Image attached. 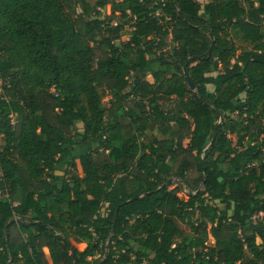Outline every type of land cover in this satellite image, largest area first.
I'll return each instance as SVG.
<instances>
[{
    "label": "trees",
    "instance_id": "16d2710c",
    "mask_svg": "<svg viewBox=\"0 0 264 264\" xmlns=\"http://www.w3.org/2000/svg\"><path fill=\"white\" fill-rule=\"evenodd\" d=\"M0 80V264H264V0H0Z\"/></svg>",
    "mask_w": 264,
    "mask_h": 264
},
{
    "label": "rangeland",
    "instance_id": "374dc122",
    "mask_svg": "<svg viewBox=\"0 0 264 264\" xmlns=\"http://www.w3.org/2000/svg\"><path fill=\"white\" fill-rule=\"evenodd\" d=\"M87 1L93 6L96 0H87ZM198 1H201V3H204L203 2L204 0H198ZM129 37H130V29L126 28L124 30V39H128ZM228 38H230L233 41V43L235 44V46L237 47L238 50H242L243 51V50L249 49V45H247L246 43H244L240 39L236 38L232 34L229 35ZM166 40H167V46L168 47L171 46V43H170L169 39L167 38ZM146 79L151 82L152 81L151 75L148 74L146 76ZM99 92H100L101 97H102V102L106 105L107 101H108V99L110 97L109 94L102 87L99 88ZM1 93H2V90H1V80H0V94ZM78 126H80V125L78 124ZM146 135H149V132H146ZM173 181L175 182L177 180H173ZM173 186L174 185H172L171 187H173ZM0 191H1V189H0ZM260 217H261V215L259 214L258 216H256V219H259ZM177 226H178V228L180 230L183 231L184 234H188L190 232V228L186 224L177 223Z\"/></svg>",
    "mask_w": 264,
    "mask_h": 264
},
{
    "label": "water",
    "instance_id": "95a60500",
    "mask_svg": "<svg viewBox=\"0 0 264 264\" xmlns=\"http://www.w3.org/2000/svg\"><path fill=\"white\" fill-rule=\"evenodd\" d=\"M189 83H190V82H189ZM190 86L193 88L192 84H190ZM172 181H173L172 179H168L165 183H163L162 185H160L158 188H160V187L163 186L164 184H169V183L172 182ZM143 194H148V192H144V193L140 194L139 196H141V195H143ZM132 199H133V198H130V199L124 201V202L130 201V200H132ZM124 202H123V203H124ZM123 203H121V204H123ZM115 218H116V213H115V216H114V219H113V223H114V221H115ZM97 264H100V261H99Z\"/></svg>",
    "mask_w": 264,
    "mask_h": 264
},
{
    "label": "built area",
    "instance_id": "2783aa9c",
    "mask_svg": "<svg viewBox=\"0 0 264 264\" xmlns=\"http://www.w3.org/2000/svg\"><path fill=\"white\" fill-rule=\"evenodd\" d=\"M259 214L262 215V213H259ZM255 218H256V216H253V217H252V219H255Z\"/></svg>",
    "mask_w": 264,
    "mask_h": 264
},
{
    "label": "crops",
    "instance_id": "0c3cea01",
    "mask_svg": "<svg viewBox=\"0 0 264 264\" xmlns=\"http://www.w3.org/2000/svg\"><path fill=\"white\" fill-rule=\"evenodd\" d=\"M207 0H204L203 2H206ZM201 2V1H200ZM151 78H152V76H151Z\"/></svg>",
    "mask_w": 264,
    "mask_h": 264
}]
</instances>
